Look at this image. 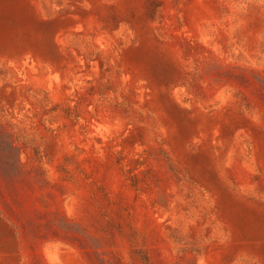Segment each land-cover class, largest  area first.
<instances>
[{"label":"rangeland","instance_id":"374dc122","mask_svg":"<svg viewBox=\"0 0 264 264\" xmlns=\"http://www.w3.org/2000/svg\"><path fill=\"white\" fill-rule=\"evenodd\" d=\"M0 264H264V0H0Z\"/></svg>","mask_w":264,"mask_h":264}]
</instances>
